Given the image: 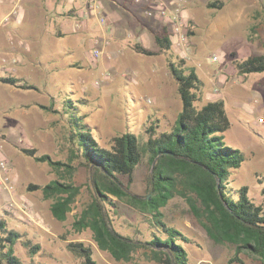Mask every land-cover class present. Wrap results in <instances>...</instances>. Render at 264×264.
<instances>
[{
    "label": "rangeland",
    "instance_id": "374dc122",
    "mask_svg": "<svg viewBox=\"0 0 264 264\" xmlns=\"http://www.w3.org/2000/svg\"><path fill=\"white\" fill-rule=\"evenodd\" d=\"M116 1L107 4L120 12L117 22H103L100 13L87 19L89 30L80 28L77 19L60 21L63 37L53 23L45 25V30H30L27 22L16 27L11 19L4 21L11 6L0 4V158L7 161L13 184L11 191L0 188V222L19 234L15 250L22 264H82L83 259L68 248L70 243L92 247L97 264H160L148 248H139L130 261H118L97 247L91 230L74 231L73 222L93 193L91 172L73 154L62 105L68 96L88 100L86 122L104 147L128 132L147 140L148 126L160 120L161 130L171 129L183 108L178 84L170 74V60H184L196 69L201 80L199 107L225 102L231 128L223 134L224 141L245 155L244 165L232 172L229 184L234 189L246 187L253 203L264 207V74L244 75L237 67L250 56L264 54V0H184L181 16L187 47L180 48L172 40L170 52L153 58L134 53L133 46L142 43L139 38L143 36L145 47L158 50L154 36L164 26L170 30L166 20L146 15L152 0L125 6ZM215 2L222 6L209 9L208 4ZM24 5L30 9L27 0H20L16 8L20 11ZM30 47L33 55L28 54ZM95 49L101 53L98 59L92 56ZM15 54L23 61L13 62ZM9 77L35 89L1 81ZM26 149L49 155L65 166L57 171L36 162L22 152ZM151 170L148 160L136 168L130 193L151 198ZM53 180L74 182L81 189L64 222L53 217L52 201L44 199L42 191L29 190L31 185L44 187ZM128 181L122 179L125 186ZM117 206L111 213L117 233L137 243L149 242L153 232L161 234L139 207L127 200L117 201ZM161 211L169 227L187 236L189 243L184 247L189 264H227L234 256L233 245L210 239L205 219L197 217L185 198L170 200ZM36 246L40 250L32 253ZM240 258L246 264H262L249 252Z\"/></svg>",
    "mask_w": 264,
    "mask_h": 264
},
{
    "label": "trees",
    "instance_id": "16d2710c",
    "mask_svg": "<svg viewBox=\"0 0 264 264\" xmlns=\"http://www.w3.org/2000/svg\"><path fill=\"white\" fill-rule=\"evenodd\" d=\"M221 6L222 3L217 2L208 4L209 9ZM154 38L158 50L137 43L133 46L134 53L153 58L172 50L168 27H162ZM169 67L178 84L183 108L171 129L161 130L160 120L148 126L147 140L128 132L115 137L109 148L102 146L100 136L86 122L88 100L66 97L62 109L68 121L73 154L91 172L93 193L89 205L73 222V229L77 233L91 230L97 247L110 252L118 261H130L139 248H148L160 264H189V254L184 247L189 243L187 236L169 227L161 211L170 200L180 196L199 219H205L204 228L214 243L235 247V254L227 264H246L240 258L245 252L259 257L264 264V207L253 203L246 187L234 189L229 184L232 172L244 165L245 155L240 149L228 147L224 141L223 134L231 128L225 102L219 100L199 107L197 91L201 80L196 69L186 66L184 60L179 63L170 60ZM237 67L244 75L264 74V54L250 56ZM1 81L17 88L35 89L15 77L1 78ZM22 152L57 171L65 166L49 155H37L36 150ZM145 160L152 168L148 181L150 199L130 193L129 188L136 168ZM123 178L129 179L127 186ZM29 190L42 191L44 199L52 201L51 212L58 222L67 219L81 194L74 182L57 180L44 187L31 185ZM123 200L147 214L150 225L161 230V234L153 232L149 242L137 243L117 233L111 223V213L118 208L117 201ZM19 238L5 221L0 222V264H22L15 250ZM68 248L83 259L82 264H97L92 247L70 243ZM31 249L34 253L40 247Z\"/></svg>",
    "mask_w": 264,
    "mask_h": 264
},
{
    "label": "crops",
    "instance_id": "0c3cea01",
    "mask_svg": "<svg viewBox=\"0 0 264 264\" xmlns=\"http://www.w3.org/2000/svg\"><path fill=\"white\" fill-rule=\"evenodd\" d=\"M98 1L99 8L89 4L85 0H27V3L31 5L30 9L28 10V6L25 7L24 5L25 9L20 11H18L19 9L16 8L20 0H0V4H10L11 7L3 19L4 21L9 19V22L11 19V23L16 27H21L25 22H27L31 26L30 30L34 28H37V30L38 28L39 30H45V25L49 23L58 25L60 28V25H62L60 24V21H68L71 23L72 19H77L81 24L80 28L85 27L87 30H89L91 26L87 19L90 20L93 17V13L102 14L104 19L110 21L111 23L118 21L120 12L117 11L115 7L108 6V0ZM134 1L135 0H121V3L123 6H125L127 4L135 3ZM117 2L118 1L114 0L113 3L115 4ZM61 28L60 37H63L65 33L62 32ZM18 30L20 31V28ZM139 42L144 43L143 36L139 38ZM7 46L8 43H6V47ZM31 51H33V48L30 47L28 54H32ZM22 61L23 60L20 58L19 54H15V56H13V62L20 63Z\"/></svg>",
    "mask_w": 264,
    "mask_h": 264
},
{
    "label": "built area",
    "instance_id": "2783aa9c",
    "mask_svg": "<svg viewBox=\"0 0 264 264\" xmlns=\"http://www.w3.org/2000/svg\"><path fill=\"white\" fill-rule=\"evenodd\" d=\"M85 1L96 7L99 5L98 0ZM135 2H139V0H135ZM183 5L184 0H152V5L146 10L147 16L158 20H166V23L171 30V40H173V43L180 48L187 47L188 45V39L185 35L186 33L183 31V21L181 16L183 15ZM102 21L105 22L106 20L103 19ZM92 56L98 59L101 56V53L99 50L95 49L92 51ZM217 59L218 58H215V60ZM0 188L7 191L13 190V184L8 176V163L2 158H0Z\"/></svg>",
    "mask_w": 264,
    "mask_h": 264
}]
</instances>
